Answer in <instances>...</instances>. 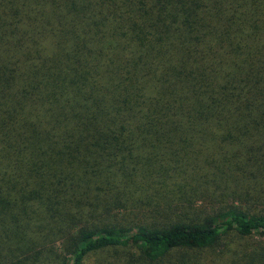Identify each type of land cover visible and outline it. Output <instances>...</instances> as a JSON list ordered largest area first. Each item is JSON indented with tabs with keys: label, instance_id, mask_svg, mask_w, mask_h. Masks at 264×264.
<instances>
[{
	"label": "trees",
	"instance_id": "trees-1",
	"mask_svg": "<svg viewBox=\"0 0 264 264\" xmlns=\"http://www.w3.org/2000/svg\"><path fill=\"white\" fill-rule=\"evenodd\" d=\"M0 264H264V0H0Z\"/></svg>",
	"mask_w": 264,
	"mask_h": 264
},
{
	"label": "rangeland",
	"instance_id": "rangeland-1",
	"mask_svg": "<svg viewBox=\"0 0 264 264\" xmlns=\"http://www.w3.org/2000/svg\"><path fill=\"white\" fill-rule=\"evenodd\" d=\"M92 260H93V258H92ZM92 260H91V261H92Z\"/></svg>",
	"mask_w": 264,
	"mask_h": 264
}]
</instances>
